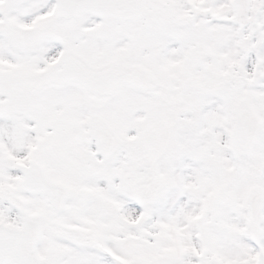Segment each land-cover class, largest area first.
Wrapping results in <instances>:
<instances>
[{
    "label": "snow or ice",
    "instance_id": "6c2138e0",
    "mask_svg": "<svg viewBox=\"0 0 264 264\" xmlns=\"http://www.w3.org/2000/svg\"><path fill=\"white\" fill-rule=\"evenodd\" d=\"M0 264H264V0H0Z\"/></svg>",
    "mask_w": 264,
    "mask_h": 264
}]
</instances>
